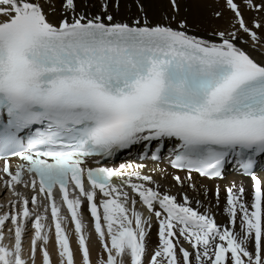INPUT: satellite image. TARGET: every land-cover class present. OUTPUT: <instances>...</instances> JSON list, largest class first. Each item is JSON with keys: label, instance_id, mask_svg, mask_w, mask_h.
<instances>
[{"label": "snow or ice", "instance_id": "1", "mask_svg": "<svg viewBox=\"0 0 264 264\" xmlns=\"http://www.w3.org/2000/svg\"><path fill=\"white\" fill-rule=\"evenodd\" d=\"M132 3L0 0V264H264V0H222L207 35L180 0L157 22ZM133 152L167 153L176 193L105 166ZM228 168L251 188L224 189L218 223L195 177Z\"/></svg>", "mask_w": 264, "mask_h": 264}, {"label": "bare ground", "instance_id": "2", "mask_svg": "<svg viewBox=\"0 0 264 264\" xmlns=\"http://www.w3.org/2000/svg\"><path fill=\"white\" fill-rule=\"evenodd\" d=\"M129 4H131V8L129 11L121 12L120 17L118 18H135L140 15L137 11L135 4L132 3V0H127ZM222 7V0L220 4H217L216 0H180V17H186L189 21V24L193 27L194 30H198L200 35H207L213 28L216 27H225L226 19L216 20L212 16V12L214 9ZM145 11L148 17L153 21L157 22L162 19V16L168 15L171 12L170 6L168 4V0H145ZM230 13L225 12V18H227ZM249 17H251V13H246ZM147 167L145 172L148 174L154 175L161 183H165L168 185L173 184V181L170 180L169 177L164 176V172L168 174H179L184 176L185 172H176L170 169L169 164L163 160L161 164H156L152 162H146ZM261 176H264V172L261 173ZM195 181L201 190H207L208 200L210 202H206L205 199L200 198V202L204 204L205 208L212 207L214 210V214L216 215L218 223H224L226 220V214L223 213L224 208V200H225V192L224 189L232 184H236L237 186L243 185L247 190L251 188V181L248 178L241 177L234 173H228L223 180H209L206 178H200L198 176L195 177ZM163 188L167 190V187L163 185ZM216 188H220L221 197L219 202V207L215 205L214 192ZM177 189V188H175ZM173 194L174 192L172 190ZM191 195V193H189ZM183 195V193H181ZM197 198H199V193L196 194ZM180 197H178L179 199ZM2 198L0 197V200ZM194 207L198 206L194 203ZM87 212V209H84ZM202 211L204 209H201ZM88 213V212H87ZM85 215V214H84ZM85 220L91 225V218L87 215L85 216ZM71 224H69V230L71 231ZM156 229H153L152 239L153 242L156 240ZM73 240L75 238L73 237ZM93 256L95 258V253L98 248V242L95 240V235L93 234ZM50 251L52 252L53 259L56 260V251L54 244L50 247ZM39 264V260H38Z\"/></svg>", "mask_w": 264, "mask_h": 264}, {"label": "rangeland", "instance_id": "3", "mask_svg": "<svg viewBox=\"0 0 264 264\" xmlns=\"http://www.w3.org/2000/svg\"><path fill=\"white\" fill-rule=\"evenodd\" d=\"M162 185H165V187H167V189H170L171 191L173 190L174 192H176L178 189H175V188H172L171 185H168V184H165V183H162ZM187 247V245H185Z\"/></svg>", "mask_w": 264, "mask_h": 264}]
</instances>
